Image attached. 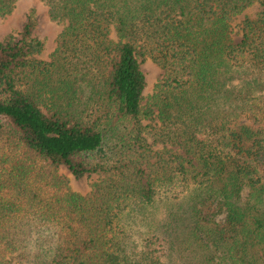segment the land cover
<instances>
[{"label":"trees","instance_id":"16d2710c","mask_svg":"<svg viewBox=\"0 0 264 264\" xmlns=\"http://www.w3.org/2000/svg\"><path fill=\"white\" fill-rule=\"evenodd\" d=\"M42 1L63 24L50 60L34 14L0 41V264L23 242L36 264H163L177 215L210 263L264 264V0ZM61 166L102 178L82 194Z\"/></svg>","mask_w":264,"mask_h":264},{"label":"rangeland","instance_id":"374dc122","mask_svg":"<svg viewBox=\"0 0 264 264\" xmlns=\"http://www.w3.org/2000/svg\"><path fill=\"white\" fill-rule=\"evenodd\" d=\"M261 9L262 7L260 4L256 3L234 18L232 21V30L235 41H239L242 37L240 29L243 20L246 17L252 19L256 18ZM30 14H34L38 21L35 35L46 41V50L41 58L50 60L52 52L57 47L63 24L51 19L49 7L42 0H17L11 13L5 16L0 15V41L4 40L10 34H15L17 37L20 36L19 31L23 29ZM142 68L147 79L143 104H148L151 96L156 91V85L162 77L163 70L150 58L142 60ZM156 121L157 120L151 119L145 121L146 124H153V132H155L156 129L154 128ZM150 129H152V127ZM148 139L150 143L154 144L153 135H148ZM162 145L163 144L161 143H156L154 146L162 147ZM59 171L69 179L72 188L82 194H88L91 192L93 184L102 178V174L99 173L86 174L81 178H76L65 166H61ZM184 199L185 198H181L177 200L180 203L173 204L175 210L179 209L177 207L180 206ZM162 203H160L155 209L160 212L161 217L165 219L163 221H165L166 224L169 207H165ZM185 205V207H188V204ZM181 218L182 217L177 215L175 220L172 221L173 225L169 228L170 239L167 238L166 241H159L158 243L153 244L152 248L154 249L155 254L161 258L163 264H213L206 260L207 256L213 257L214 252L212 250L202 246L199 242L185 241L186 237L188 238V236H190L189 233L192 224L190 222L191 220L186 218L184 221H179ZM142 228L143 227H139V232L131 236L135 243L139 244V249H141L144 244L142 243V237H144V233H141ZM140 240L142 242H140ZM34 258L35 247L30 242H23L18 252L7 257L9 261L8 264H36Z\"/></svg>","mask_w":264,"mask_h":264}]
</instances>
